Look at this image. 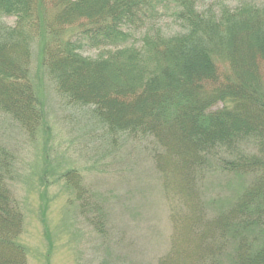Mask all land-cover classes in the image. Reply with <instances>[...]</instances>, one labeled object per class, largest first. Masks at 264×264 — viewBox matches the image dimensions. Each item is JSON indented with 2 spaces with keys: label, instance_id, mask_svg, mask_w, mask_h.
I'll return each instance as SVG.
<instances>
[{
  "label": "trees",
  "instance_id": "obj_1",
  "mask_svg": "<svg viewBox=\"0 0 264 264\" xmlns=\"http://www.w3.org/2000/svg\"><path fill=\"white\" fill-rule=\"evenodd\" d=\"M172 5L0 0V113L31 135L42 126L28 78L30 45L39 35L58 94L90 106L110 134L153 140L163 187L182 201L172 220L188 246L174 241L159 264H217L231 247V264H264V4L215 13L200 11L196 0H178L172 13L181 29L166 35L154 21ZM3 17H14V25ZM67 27L75 30L66 34ZM137 33L140 41L133 39ZM84 46L101 52L84 56ZM14 165L0 142V264H26L23 216L11 190ZM211 173L250 177L232 204L214 213L200 200ZM60 179L75 192L81 215L98 223V206L75 171ZM100 224L93 226L97 233Z\"/></svg>",
  "mask_w": 264,
  "mask_h": 264
},
{
  "label": "rangeland",
  "instance_id": "obj_2",
  "mask_svg": "<svg viewBox=\"0 0 264 264\" xmlns=\"http://www.w3.org/2000/svg\"><path fill=\"white\" fill-rule=\"evenodd\" d=\"M171 1V9H163L154 21L155 30L166 35L181 29L172 13L178 0ZM196 2L200 11L215 13L243 3L264 4V0ZM14 21V17L1 19L6 26H13ZM71 29L67 27L66 34ZM140 37L137 33L133 39L140 41ZM43 41L38 35L30 45L28 74L42 126L31 135L0 113V142L14 157L11 190L23 216L19 240L26 264H159L174 241L181 245L172 217L182 201L163 187L151 157L153 140L125 132L110 134L92 116L90 106L71 104L58 94L42 62ZM99 51L81 49L91 58ZM217 64L222 72L227 71L226 65ZM71 169L98 206V223L91 224L86 213L81 215L75 192L60 179ZM220 174H208L201 188L200 200L209 213L228 208L250 181L246 175ZM97 224L101 233L93 228ZM181 246L186 247L185 243ZM232 253L233 247L217 264H231Z\"/></svg>",
  "mask_w": 264,
  "mask_h": 264
}]
</instances>
